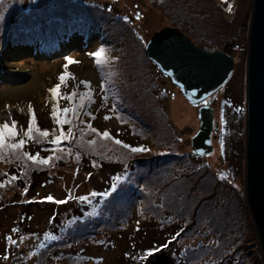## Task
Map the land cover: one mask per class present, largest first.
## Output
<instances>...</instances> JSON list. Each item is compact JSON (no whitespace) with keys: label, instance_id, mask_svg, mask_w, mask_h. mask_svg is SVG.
Wrapping results in <instances>:
<instances>
[{"label":"rangeland","instance_id":"1","mask_svg":"<svg viewBox=\"0 0 264 264\" xmlns=\"http://www.w3.org/2000/svg\"><path fill=\"white\" fill-rule=\"evenodd\" d=\"M9 1L0 12L22 2ZM70 1L56 0L49 14L32 17L34 27H47L33 32L49 39L52 27L65 26L68 32L96 38L86 47L72 39L56 53L20 50L19 45L4 53L0 37V116L9 115L4 124L16 132L0 148V264H120L122 251L135 256L137 264H264L244 196L245 61L252 0ZM30 3L24 0L26 7ZM76 20L86 26L83 32ZM168 26L199 47L235 58L232 75L208 99L221 130L215 158L216 150L194 156L191 149V137L199 129L197 110L207 100L192 104L145 54L147 41ZM101 47L103 74L89 55ZM68 56L76 63L65 68ZM65 72L71 76L62 83L60 96H54L50 89ZM101 78L108 88L104 97ZM180 96L195 121L179 125L173 117ZM54 108L70 109L68 122L57 124ZM43 131L49 135L42 136ZM128 131L147 142L146 150L133 156L116 142L114 134L125 138ZM61 132L65 139L52 144ZM20 140L24 145L11 147ZM132 158L152 160V174L129 175L107 198L90 195L104 192L113 183L110 173L127 168ZM84 196L89 199L82 200ZM150 219L171 235L156 261L141 255L151 249L153 234H134Z\"/></svg>","mask_w":264,"mask_h":264},{"label":"water","instance_id":"2","mask_svg":"<svg viewBox=\"0 0 264 264\" xmlns=\"http://www.w3.org/2000/svg\"><path fill=\"white\" fill-rule=\"evenodd\" d=\"M145 53L192 104L203 103L219 90L236 63L228 52L199 47L173 26L154 33L145 45ZM244 103V196L264 259V0H252ZM197 112L199 129L191 137V149L198 156L210 155L214 151L213 134L219 132L215 109L207 100Z\"/></svg>","mask_w":264,"mask_h":264},{"label":"trees","instance_id":"3","mask_svg":"<svg viewBox=\"0 0 264 264\" xmlns=\"http://www.w3.org/2000/svg\"><path fill=\"white\" fill-rule=\"evenodd\" d=\"M66 1H70V0H60V2H66ZM5 3L8 4V3H10V1L5 0ZM69 3H73V2L70 1ZM56 6H57L56 0H31L30 6H28V7L25 6L24 0H22L21 4H19V3L13 4L12 10L9 9V7L6 5L3 8L2 12H0L4 16V19L1 21L3 22V28H4V32H5V33H1V36H0L1 40H3V42H4V43H2V46H1L2 50L1 51L6 53L12 47L19 45L20 50L21 49L22 50H29V48L32 47V49L38 48L39 50L44 51V53L45 52H47V53H54L55 52L56 53L64 45H66V44L69 45V43L71 42L72 39H76L78 42L80 41L81 43L82 42L86 43L88 41H92V40L96 39L94 36H91L88 34H82L80 32H68L67 28H64L65 26L58 27V29L55 27H52L53 32H52L49 39H45L44 37L39 36L37 34V32L34 33L33 32L34 29H36L37 31H40V32H45L47 30V27L46 28H41L38 26L34 27V24L31 23V18L32 17L33 18L34 17L42 18V15H41L42 11H44L46 14H49L51 12V10H53ZM5 9H6V11H5ZM75 23L77 24V26H76L77 30L80 27H83L81 29L83 32L84 29L86 28V26H84V24L81 23V21L76 20ZM87 24L88 23L85 22V25H87ZM27 40L33 42L31 46H28L26 44ZM50 43H53V46H50ZM86 46H87V43H86V45H84L82 47L84 48ZM148 60H149V58H148ZM149 61H151V60H149ZM95 66H96L98 72L100 71V73L103 74V64H101V63L97 64V62H95ZM162 74H164V73H162ZM99 86H100V91L104 97L105 91L108 93V88L103 85L102 78H101V83ZM70 101H72V99H70ZM102 101L105 102L106 99H103ZM130 110H131V112H130L131 115L136 114L134 108L129 105V111ZM107 115H109V113H106V116ZM215 116H216V111H215ZM8 117H9V115L6 116V118H3L0 116V125H3L5 123L4 121L8 122V119H9ZM216 121L219 123L217 118H216ZM6 124L9 125L8 123H6ZM128 132H129V135L125 138H122V136L116 137L115 134H114V138L116 140H118V138H119L118 141L121 142V145L124 148L126 145L131 146V147H140L141 145H143L144 149L146 148V146H145L147 144L146 141L138 140L134 135L131 134L130 131H128ZM110 135H111V132H110ZM111 136L113 137V135H111ZM215 137L217 138V140L221 141L220 124H219V132L213 134L214 150H216V147H217V146H215ZM192 153H193V151H192ZM213 153H214V151H213ZM193 155L195 156L194 153H193ZM133 156H135L134 153H133ZM149 158H146V159H136V158L134 159V158H132V162L128 164L127 168H125L124 170H120L119 173L112 172V173H110V176L114 180V178L116 176H120L123 178L125 175L129 176V175H132V174L137 173V172H143L144 175H145V173H147V175H150V174H152V168L150 169V167L154 162H152V160H149ZM107 161H109V160H107ZM149 165H150V167H149ZM147 166L149 168H146ZM146 176H145V178H146ZM110 187H111V185H107L105 187V189H106L105 191H108L110 189ZM139 227L142 231H140V232H139V230L134 231V234H139V233L153 234L154 239H153V244H152L151 249L155 250L158 248L159 249L158 252L164 253V246L167 245L166 242L168 240V236H171L168 234V229L165 231L164 227L163 226L159 227V224L156 221H154L153 219L146 220L145 222L139 224ZM126 244L129 245L128 240H127ZM145 253H143L141 255L144 256ZM156 253H157V251H154L155 255L153 254L151 256L152 258L155 257L154 261H156L157 258L158 259L160 258V257L156 256ZM121 255L123 258L121 259L120 264H137V259L135 256L128 255V254L124 255L123 251H122ZM166 256L169 258V262L171 263L172 262V258H170L171 256L168 254H166ZM151 257H147V259L151 258Z\"/></svg>","mask_w":264,"mask_h":264},{"label":"snow or ice","instance_id":"4","mask_svg":"<svg viewBox=\"0 0 264 264\" xmlns=\"http://www.w3.org/2000/svg\"><path fill=\"white\" fill-rule=\"evenodd\" d=\"M5 2V0H0V5H3ZM6 11V9H5ZM4 19V16L2 13H0V20H3ZM104 48L101 47L99 48L98 50H96L95 52H92V53H89L90 56L94 57L96 59V62L97 64H99L101 62V58L104 56ZM155 55V54H154ZM156 59L159 61V56L157 55L156 56ZM66 64H65V68H67L69 66V64H72V63H76V61L73 60V58L71 56H68L66 57ZM71 74L70 73H63L60 75L59 77V80L61 83H57L55 85L54 88L50 89V91L53 93L54 96H57L59 97L60 96V90H61V85L62 83L66 80V78H70ZM86 83H90L89 82H86ZM76 95L75 92L72 93L71 96L67 97L68 99H71L72 97H74ZM71 111L70 109L68 108H65L63 110H61L60 112H57V110L54 108L53 109V112H52V116L53 118L56 120L57 124L59 125H64L66 122H68V118H67V113ZM36 121H35V117L33 116V120H32V124H35ZM33 132V128L32 127H29L28 128V134L31 135ZM15 136L16 135V132L14 131L13 127L7 125V124H4V125H0V148H3L5 147V140L7 137L9 136ZM41 135L42 136H48L49 133L47 131H43L41 132ZM65 133L61 132L60 135H57L55 137V139L52 141V144L54 145H60L62 143V141L65 139ZM103 135L105 137H107L109 135L108 132H104ZM117 143H121L120 141H116ZM25 141L24 140H20L19 143H14L11 145L12 148H20L22 145H24ZM126 147H130V150L131 152L133 153H140L146 149H144L143 146H140V147H131V146H127ZM29 159H34L36 160L37 162L39 163H43V164H48V160L45 159V160H40L39 157H29ZM127 171V170H126ZM129 180V176L128 175H125L123 178L120 177V176H116L113 180V183L111 184V187H110V190L108 191H104V192H101V193H97V192H92L90 195L91 196H99V197H104V198H107L109 196L112 195V193L116 192L117 191V187H118V184L120 183H125ZM82 200H88L89 197L88 196H84V197H81ZM47 200L49 201H52L53 200V197L49 196L47 197ZM56 203H63L64 201H55ZM11 238V237H9ZM164 247H167V245H165ZM154 251H159V249H155V250H148L145 254H144V258H147V257H151L153 254H154Z\"/></svg>","mask_w":264,"mask_h":264},{"label":"bare ground","instance_id":"5","mask_svg":"<svg viewBox=\"0 0 264 264\" xmlns=\"http://www.w3.org/2000/svg\"><path fill=\"white\" fill-rule=\"evenodd\" d=\"M21 73V75H24V73H26V68L22 67L19 70ZM29 71V70H28ZM180 103L179 101H175L173 107H172V113H173V117L177 120L179 125H183L186 122H189L191 119L193 120V116L191 114V108L187 107V105H185V101L183 99H181V96L179 97ZM183 106L184 108L181 109L180 107ZM195 121V120H193ZM197 126H198V121L196 122ZM217 156V147H216V152L213 155V158H215Z\"/></svg>","mask_w":264,"mask_h":264},{"label":"clouds","instance_id":"6","mask_svg":"<svg viewBox=\"0 0 264 264\" xmlns=\"http://www.w3.org/2000/svg\"><path fill=\"white\" fill-rule=\"evenodd\" d=\"M207 100V99H206Z\"/></svg>","mask_w":264,"mask_h":264}]
</instances>
